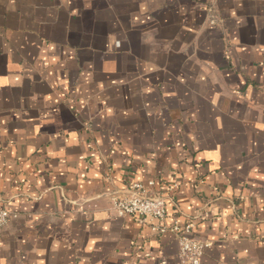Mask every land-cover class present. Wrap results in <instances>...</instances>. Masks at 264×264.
I'll use <instances>...</instances> for the list:
<instances>
[{
  "label": "crops",
  "instance_id": "1",
  "mask_svg": "<svg viewBox=\"0 0 264 264\" xmlns=\"http://www.w3.org/2000/svg\"><path fill=\"white\" fill-rule=\"evenodd\" d=\"M149 178L201 264H264V0H0V264H179L112 207Z\"/></svg>",
  "mask_w": 264,
  "mask_h": 264
},
{
  "label": "built area",
  "instance_id": "2",
  "mask_svg": "<svg viewBox=\"0 0 264 264\" xmlns=\"http://www.w3.org/2000/svg\"><path fill=\"white\" fill-rule=\"evenodd\" d=\"M155 185L154 178L131 182L127 192L111 195L113 209L119 215L137 216L143 222L148 219L158 220L159 223L153 226L154 230H169L178 235L179 264H201L204 251L210 242L194 236L192 222L183 223L178 218L173 219L170 224L162 222L167 216V202L163 195L154 193ZM17 215V211L0 203V228Z\"/></svg>",
  "mask_w": 264,
  "mask_h": 264
}]
</instances>
